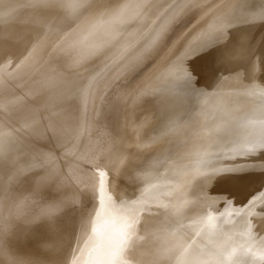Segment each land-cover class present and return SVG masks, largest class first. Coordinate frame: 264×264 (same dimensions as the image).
Listing matches in <instances>:
<instances>
[{"label":"rangeland","instance_id":"1","mask_svg":"<svg viewBox=\"0 0 264 264\" xmlns=\"http://www.w3.org/2000/svg\"><path fill=\"white\" fill-rule=\"evenodd\" d=\"M62 1H67V4L72 7L75 3V0ZM194 1L182 0L172 11L171 16L167 18L168 10L177 3V0H126V3L107 0V8L110 11H105L102 18L112 20L113 30L105 35L104 41L98 37L92 44L85 45L84 48L73 52L67 63L60 69L62 73H48L45 74L46 76L39 73L19 88L11 90L6 86L5 89L0 90V100L4 101L18 98L23 94H30V101L36 100L44 94L50 96L57 93H59L58 98L64 99L67 94L73 96V91L78 85L74 84L72 87L68 86L63 89L64 85L69 83L68 76L86 79L89 73L96 72L92 84L98 82L97 92L103 106L96 130L99 142L104 143L100 152L105 157V175H101V179L104 178L105 181L101 188L104 213L93 214L94 224L93 226L88 225L91 230L85 234L82 229L84 225H87L84 213L88 212L91 215L90 211L93 206L91 205L89 210L85 211L86 204L88 206L91 203L90 195L83 191L88 188V185L81 186L85 183L86 175L83 170L75 168L77 163L75 158L73 159L78 137L74 140V146L67 147L65 151H62L60 146L48 138L52 128L51 124L41 126L42 128L39 127L40 130L37 131L29 130L27 131L31 135L29 142L9 158V165L20 166L22 163L24 165L20 167L19 175L17 173V175L14 174L16 176H11L8 183H14V186L18 185V177L22 183L28 182L34 188L33 182H36L37 179L40 180V184L33 192L36 196L32 203L35 201L41 204L49 198H60L58 202L54 203L50 214H53L55 210H61L63 219L61 220L59 217L55 223L51 221L53 223L50 226H56V228L55 231L48 232L47 226L44 225L45 223L43 224V221L46 220L43 216L44 212L37 210V205L33 207L37 211L34 215L28 214L29 217H32L25 221L15 215V220L18 222L14 225L21 224V227L19 229L12 225L6 232V234L17 232L14 234L15 241L10 245L12 246L11 250L20 249L28 241L34 245L36 243L47 247L46 253L48 254L60 244L75 243L73 246L76 249L78 244L92 239L91 235H98L100 244L94 255L89 256L90 259L79 261L80 255H78L71 260L70 258L76 252L74 250V253L70 257L68 256L67 264H264V230L258 233L255 231L260 235H258L260 238L253 236L254 231L244 234L247 231L245 230L246 226L257 224L254 219L264 217V135L256 137L259 130H264V79L256 82V78H252L257 77L259 72H264V0H257L254 8L249 9L241 18L235 19L236 17H234L222 21L223 15L216 17L214 13L210 14L204 19L205 22L203 21L199 25L202 26L195 31L196 34L192 33L194 37L190 38L189 42L184 43L187 34L191 33L188 31L192 27L190 29L187 27L183 33L177 35L169 43V37L175 30L179 31L182 26H185L196 11L200 10L209 0ZM223 1L213 0L211 4L219 5ZM68 5H65V8H68ZM165 18H167L166 24L161 29L164 33L146 51L147 53L139 58L136 53L126 63L118 67L116 72H113L106 80V86L99 85L106 75L107 68L125 56L130 51V47L140 46L146 36L153 32L156 24L165 21ZM216 20L224 24L216 30H210ZM237 22L238 24H236ZM197 40L199 42L195 45ZM167 41L169 44H166L165 49L168 50V53L161 61L162 64L159 65V68L163 65L162 70L157 72V67L154 64L160 60L156 57ZM206 41H209V44ZM213 41L218 43L214 44ZM211 44L214 45L211 46ZM228 44L231 45L230 50ZM208 45L210 47H206ZM191 51L196 53L192 54ZM223 51L225 53H222ZM213 53L214 55H212ZM186 54L187 56H185ZM215 54L219 55L220 59L216 60L215 58L218 56ZM189 55L193 56L190 58ZM198 57L203 58L205 62L203 60L202 62ZM205 57L209 59V63L206 62L207 58L205 59ZM196 59L199 61L197 62ZM11 60L10 65L3 63L4 68L9 69L16 66L22 69L28 66L26 61L20 63L17 59L11 58ZM220 60L228 66L230 65V68L227 65H222L223 62ZM209 67L213 69H209ZM167 68L169 70H166ZM147 70L149 72L143 75ZM186 70L187 72H185ZM203 70L204 72H202ZM165 71L174 73V75L163 78L159 82L163 86L161 92L163 95L160 93L159 98L162 96L163 98L155 104L152 102L155 95L148 94L139 97L138 100L135 98V103L138 101L137 103L140 104L139 108L130 111L134 94L139 91L138 89L146 80L145 78L156 72L166 73ZM233 71L238 75H235L236 73ZM201 72L202 74H200ZM238 72L242 74L240 75ZM189 73L194 77V83L199 82L196 83L197 86L203 82L208 83L207 92H205L206 88L203 89L204 87L200 92L199 89L203 85H200V88L195 87L196 89L189 86L192 83L186 85L189 79L185 76H189ZM142 75L143 77H141ZM207 75H210V78ZM175 77L177 78L175 79ZM181 77H184V80ZM66 78L67 81L62 82ZM236 79L240 80L239 91L230 92ZM250 80L252 81L250 82ZM81 85L84 86V83ZM132 85L134 86L130 89ZM85 89L83 94H79L76 99L83 101L86 106L93 90H91V84ZM181 89L185 92L183 91L179 95L177 90ZM117 93L119 94L117 95ZM173 93L176 95L173 96ZM177 96L182 99L178 97L179 101L166 105L168 99H177ZM220 98L226 100V103L230 99L235 101V105L233 101L229 102L233 103L231 105L234 108L237 103L238 110L236 108L234 111L230 104L226 106ZM238 101L245 104L238 105ZM111 102L114 103L110 106ZM164 105L167 107L165 108ZM241 105L242 107H240ZM85 106L77 120L84 116ZM125 106L127 107L125 108ZM214 112L215 114H213ZM122 113L128 114L123 115ZM36 116L38 124L45 118L41 114ZM103 117L105 120L102 119ZM173 120L175 128L170 131L166 126ZM1 123L0 131H3L4 134L7 124L1 125ZM35 123L28 122L21 125V128L19 126L14 129V132L21 131L23 134ZM77 124H79L78 121ZM101 130L102 132H100ZM8 134L9 131L4 138H1L3 135L0 132V141L2 140L0 143L6 140ZM132 134L133 142L122 146L123 141L129 140ZM103 135L105 136L102 137ZM47 143L52 146H46ZM9 146L0 147L1 153L6 154L12 151L10 143ZM43 146L48 147L46 149L51 152V155H54L53 158L40 152ZM132 147L135 149L133 150ZM40 155L47 158L45 164L30 163L32 158H37ZM80 160L78 159V161ZM60 170H63L58 185L61 190L56 191L55 194H49L48 185L55 182ZM44 171L47 173L45 174ZM44 174L45 176H43ZM24 176L26 178H23ZM205 176L214 177L203 190L204 192H194L192 190L194 184ZM7 185V178L1 176L0 195L4 194L2 195L3 200L8 198L11 191L10 186ZM212 186H214L213 191ZM16 188L15 193L22 191L21 186H16ZM218 191L221 193L219 194ZM60 192H64V195L62 196ZM177 196H179V200ZM219 198L220 202H216ZM237 203L238 205L245 203L247 206L241 207L239 210L231 208ZM116 204H119L118 206H121L122 209H119ZM24 207L25 205H23ZM228 207L230 208L228 209ZM25 215L24 217L28 218ZM55 215L58 213L53 216L48 215L47 220L54 219ZM214 217L217 219H213ZM21 220L22 223H20ZM234 221L236 225L239 223L240 225L237 227ZM262 228L264 227L262 226ZM26 233L27 235L33 233V235L26 240ZM217 235H235L229 249L219 250L217 248L211 252L207 248L219 239L216 238ZM240 240L254 242L255 245L252 250L242 251L239 249L240 247H234ZM190 242H194L196 245V249L193 248L192 252L187 251ZM28 243L27 245H29ZM177 244L183 245L174 247ZM46 253L44 254L46 255ZM24 254H20L18 257L22 256L26 259V253ZM42 258L43 264H47L46 257ZM194 259L198 261L193 262ZM5 264H13L12 258L9 257Z\"/></svg>","mask_w":264,"mask_h":264},{"label":"bare ground","instance_id":"2","mask_svg":"<svg viewBox=\"0 0 264 264\" xmlns=\"http://www.w3.org/2000/svg\"><path fill=\"white\" fill-rule=\"evenodd\" d=\"M106 1L107 0H85V2H83V0H75V3L73 4L74 6L72 7V6L67 4V1L64 2L62 0H56V2H50L46 5H45V3H42L41 0H0V65L2 64V66H0V90L5 89L6 86L9 89L11 88V90L14 88L15 89L19 88L20 86H22L27 81L31 80L34 76H36L39 73L44 75V76H46L48 73H62L60 71V69L67 63L68 58L71 56V54L73 52L77 51L80 48H84L85 45L88 46L89 44H92L98 37L100 38L101 41H104L105 39H103V38H105V35L108 32L113 30L112 29V20H110V18H102V17H104L105 11H110L107 8ZM117 1L118 2H125L126 0H121V1L117 0ZM133 1H135V0H133ZM181 1L182 0H177V3L173 6H171V8L168 10L167 18L169 16H171L172 11L176 8V6ZM212 1L213 0L207 1L200 8V10L196 11L195 15L192 16V18L187 22V24L185 26L181 27V29L179 31L176 29L175 32L169 37V40H168L169 43H170V41L175 39V37L177 35H179L180 33H183L187 27H188V29H190L192 27L188 31L191 33L187 34V36L185 37L186 41L184 43L189 42L190 38L194 37V35L192 33L196 34L195 31L199 30L200 27L202 26V25L201 26H199V25L203 21L205 22L204 19H206V17L210 14L214 13L216 17L218 15L219 16L223 15L222 18H224V19H222V21H225V20H228V19L234 18V17H236L235 19L241 18V16L243 14H245L249 9L254 8L253 6L257 0H226V1L224 0L225 2L223 1V3H221L219 5L211 4ZM82 3H85V4H82ZM65 5H68V8H65ZM167 18H165V21L159 22L158 25L156 24L155 28L153 29V32H150L146 36V39L144 40V42L140 46H137L135 48L130 47L129 48L130 51L128 50L129 52H127L125 54V56H123L122 58H119L113 64V66H109L106 70V75L100 81L99 85L104 84V86H106L105 85L106 80L113 74V72H116L118 67H120L121 65L126 63L128 61V59L131 58L136 53H138L137 58L144 56L147 53L146 51L149 50L150 47H152V45L154 43H156L158 37L162 33H164L161 29H162L163 25L166 24ZM196 19H197V21L194 22L195 23L194 24L193 21ZM222 24H224V23H219L218 20H216L214 22V24L212 25V27L210 28V30H214V29L216 30V28L220 27V25H222ZM236 24H238V22ZM166 28H167V26L165 27V29ZM168 41L161 48L159 54H157L156 58L158 60H160V62H158L157 64H154V66L157 67L156 68L157 72L162 70V68H163L162 67L163 65L160 68H159V65L162 64L161 61L165 58L164 56L167 55L166 53H168V50L165 49ZM197 42H199V41L197 40L195 42V45ZM208 42L206 41V43H208ZM213 42H214V44L218 43L216 41H213ZM222 43H223V41H222ZM214 44H211V46ZM228 46H226V47H228L230 50L231 45L228 44ZM206 47H210V45H208ZM219 47H220L219 49H221V46H219ZM214 48L217 49V47H214ZM164 49H165V54H164ZM226 49H225V51H227ZM36 51H38V52L36 53ZM215 51H213V52L216 53ZM188 52H189V50H188ZM217 52L221 53L219 51H217ZM184 53H186V52H184ZM191 53H192V51H191ZM191 53H189V54H191ZM195 53H192V54H195ZM214 53L212 55H214ZM222 53H225V52L223 51ZM26 54H29V55H26ZM210 55H211V53H210ZM223 55H221V56L223 57ZM185 56H187V54ZM192 56L193 55H191L190 58ZM216 56H218V57H216ZM216 56H214V57H216L215 59L217 60V58H219V55H216ZM50 57H52V58L50 61H48V59ZM201 57L200 58L198 57V58L201 61L203 60L205 62V60ZM11 58L19 60L20 63H23L26 61L28 66L25 68H22V69H19L16 66L13 68H9V69L4 68V64L6 65L8 63V65H10L9 63H11V61H12ZM187 58H189V57H187ZM206 58L207 57H205V59ZM206 60H207L206 62L209 63L208 62L209 59L207 58ZM198 61L199 60H197V62ZM221 62H223V61H221ZM198 64L200 65V62ZM204 64H206V63H204ZM221 64L222 65L224 64V66L227 65V67L230 68V65L228 66V64H225L224 62ZM193 65H195V64H193ZM234 65H236V64H234ZM154 66H152V67H154ZM233 66H231L232 69H233ZM210 67H212V66H210ZM210 67H209V69H213ZM54 69H55V71H54ZM219 69H221L220 66H219ZM244 69H245V67H244ZM166 70H169V69L167 68ZM206 70H205V72H206ZM251 70H249V71H251ZM148 72L149 71L147 70V72H144L143 75L145 73H148ZM157 72L153 73L151 76L146 77L145 78L146 80H144L142 82L141 86L138 89L139 91H137L136 94H134L133 105L131 106L130 111L133 109L136 110L139 108L138 105H140V104L137 103L138 101H136V103H135V98H137V100H138L139 97H143V96H146L148 94L149 95H155L153 97V101H152L154 104L156 102H158L159 99L163 98V96L161 98H159L160 95L162 94L161 92L163 90V88H162L163 86H161V84L159 82L163 78L173 76L174 73H167V71H165L166 73H157ZM182 72H184V71H182ZM185 72H187V70ZM188 72H190V71H188ZM202 72H204V70ZM202 72L200 74H202ZM233 72H235V71H233ZM231 73H229V74H231ZM235 73H234L235 75H238L237 72H235ZM95 74H96V72L89 73L87 75L88 78H86V79H83L82 77L70 78L68 76L69 83L65 84L64 85L65 87L63 89L67 88L68 86L72 87L74 84H78V85H76L75 90L73 91V96L71 94H67V96L64 99L58 98L59 93H57V94H53L50 96H48L47 94H44V96L36 98V100L32 99V101L29 100L30 94H26V95L23 94V95L18 96V98H16V97L11 98V100H8V101H4L3 99L0 100V123L3 122L5 124H7L5 126L9 131V134L6 137V140H4L2 143H0V147L3 146L2 148H6V146L8 147L9 143H10L11 149H12V151H9V153H6V154H2L1 150H0V178H1V176H5L7 178V184H8L7 186H10V188H11V191L9 193V196H7L8 197L7 199L3 200L2 195H4V194L0 195V264L1 263L5 264L6 261L9 259V257L12 258L13 264H43L44 260L42 257H44V256L46 257V263L48 261L47 264H67V261H68L69 257L74 253V250L76 252L70 259L72 260V259H74L75 256L77 257L78 255H80V257L78 258L79 261L85 260V259H87V260L90 259L89 256L94 255V252L97 251V247L100 244V240L98 238V235H91L92 239H88V240L84 241V243L78 244L76 247V249H78V250H76L73 246L75 243L74 244H72V243L60 244L58 246H55L56 248H53V250L47 254L46 253L47 247L42 246L41 244H36V243H35V245L31 244L30 241H29L30 243H28V241H26V244L21 246L20 249L17 248L16 251L15 250L13 251V250H11L12 246H10V245L13 241H15L14 240V238H15L14 234H16L17 232H13L12 234H6V232L10 229V227L12 225H14V223L16 224L18 222V221L16 222V220H15V215L21 217L25 221V220L32 217V216L29 217L30 215H28V214L32 213L34 215V213L37 210L40 211L42 209V211L44 212V215H43L44 219H46L43 221V224H44V222L46 223L49 221V220H47L49 218L48 215L53 216V214L58 213V215L54 216V223L59 219V217L61 218V220L63 219V217H62L63 215L61 213V210H55L53 214H50L51 213L50 210L54 206V203L58 202L60 198L59 199L55 198V197L53 199L49 198L48 200H46V202L41 203V204H38L35 201L32 203L33 198L36 196L35 193H33V192L35 189H37L36 186H38L40 184V180L37 179L36 182H33L35 185L33 188L32 184L29 185L28 182L22 183L21 179H18V177H17V180H19V181H18V185H16V186H21L20 189L22 190L19 193H18V191L16 193L14 192L15 190H17L16 186H14V183L13 184L8 183L10 181V180H8L9 178L16 176L17 173L19 175V173H20L19 171H21L19 169L21 166L24 165L23 163L20 166H16V165H12V164L9 165L8 164L9 158L14 153L19 152L18 150L20 148H22L25 143L29 142L31 135H29V133L27 131H29V130H36V131L40 130V128H42L41 126L44 127L46 124H51V126H52L48 138L50 140H52L53 142H55L54 144H57L58 146H60L62 151H65V148H67V147H70L72 145L74 146V144H73L74 140L76 139V137H78V142L76 144V147L74 149L73 154L75 152L76 153L74 154L73 159L75 158V161L77 163L75 168L77 170L78 169L83 170L84 175H86L85 183H83L81 186L88 185V188L84 189L83 191L90 195L91 203H89L88 206L86 204L85 211H88L91 205L93 206L91 211H90V212H92L91 215L88 214V212L84 213V216H86L85 217V220H86L85 224H87V225H84L85 227L83 226L82 229H83L85 234H87L88 231L91 230L90 228H88V225L93 226V224H94V219L92 217L93 214L100 215V214L104 213L103 202H102L103 201V199H102L103 192H101V188H102L105 181H104V178L101 179L102 178L101 175H105V169H104L105 168V157L100 153L102 150V145L104 143L99 142V139H98L99 136H98L97 130H96V127L99 125V114L103 110V106L99 101V93L97 92V88H99V87H97L98 82H95L92 84V81L95 80V78H94ZM120 74H122V73H120ZM143 75L141 77H143ZM161 75H164V76L162 77ZM179 76H180V73H179ZM185 77L187 78L188 76H185ZM208 77L210 78V75ZM118 78H120V77H118ZM176 78L177 77H175V79ZM181 78H183V80H184V77H181ZM211 78H212V76H211ZM252 78H256V82L259 80H262V79H264V72H259L257 77H252ZM114 79L117 80V78H114ZM178 80L180 81V79H178ZM66 81H67V78L65 80H63L62 82H66ZM102 81H103V83H102ZM186 81H187V79H186ZM194 81L193 82H187L188 84H186V85L188 86L189 83L190 84L192 83V85H189V86H191V88H192V86L194 88L195 87L200 88L203 85L201 87V89H199L200 92H201L203 87H204L203 89L206 88L205 92H207L208 83L205 84L202 81L203 84H199L197 86V84L199 82L194 83ZM251 81L252 80H250V82ZM89 82L91 84V90H93V92L90 96V99H89L87 105L85 106L84 102L76 99V97H78L79 94H81L82 92H84L86 90L85 87L86 88L89 87V85H90ZM206 82H207V80H206ZM81 83L82 84L84 83V86H82ZM193 83H194V85H193ZM204 84L206 85V87ZM239 84H240V80L236 79V83L234 86H232L230 88V92H238L239 91V89H238ZM85 85H87V86H85ZM134 85H132L130 87V89L133 88ZM183 89H185V88H183ZM177 91L179 92V95H180V93H183L184 90L182 91V89H181V90H177ZM208 91H209V89H208ZM178 92L176 94H178ZM120 93H121V89H120ZM118 94L119 93H117V95ZM166 94H168V93H166ZM176 94L173 93V96ZM182 96H183V94H182ZM178 97L179 96H177V99H175V98H170V100L168 99V102L166 105L168 106L169 103L177 102L180 99H182V97L181 98L179 97L180 99H178ZM220 99H221V101L223 100V102L226 101L222 98H220ZM16 100H17V103H16ZM230 100H228L227 103L225 102L226 106L230 104V106L233 108V110L236 109L237 103H236V106L234 108L231 104H233L235 101L231 100V101H233V103H230L231 102ZM238 103H239L238 105L245 104L242 102L240 103L239 101H238ZM166 105H164L165 108L167 107ZM234 105H235V103H234ZM84 106H85L86 112L84 113V116L80 117L77 120L78 115L84 109ZM126 107L127 106H125V108ZM240 107H242V105ZM38 109H39V111H37ZM228 109H230V107ZM237 110H238V108H237ZM39 114H41L42 117L45 116V118H43V120H40L41 123L39 122V124H38V117L36 115H39ZM122 114L126 115L128 113H122ZM213 114H215V112ZM102 119L105 120L104 117ZM77 121L79 124H77ZM28 122H30V123L36 122V123L33 125V127L24 131L23 134L21 131H19L18 133L14 132L15 131L14 129H16L19 126L21 128V125L27 124ZM3 123H1V125ZM79 125H81V127H79ZM255 125H257V124H255ZM9 126H12V127H9ZM166 128L168 130L172 131L175 128L174 120L171 121V123L167 124ZM7 129L5 130L4 134H3V131H0L3 135L1 138L5 137L6 133L8 132ZM100 132H102V130ZM257 135H258V136H256L257 138L261 137V135H264V130H259ZM104 136L105 135H103L102 137H104ZM129 138H128L129 140H127L126 142L123 141L122 146L126 145V144H131V142H133V134ZM46 146H52V144L47 143ZM46 146L41 147L40 152L46 156L48 155L49 158H53L54 155H51L50 154L51 152L47 151L46 148H48V147H46ZM58 146H55V147H58ZM119 146H121V145H119ZM132 149L134 150L135 148L132 147ZM232 153L238 154L237 152H232ZM232 153H230V154H232ZM239 155H241V154H239ZM226 156H229V155H226ZM220 158L223 159V157H220ZM78 159H81V160L78 161ZM214 162H215V160H214ZM221 162H224V161H221ZM230 162H232V161H230ZM93 168H95L96 170H94ZM85 169H86V171H85ZM224 169L226 170L225 167H224ZM58 172H59L58 173L59 175H58V178L55 179V182L48 185L49 190H50L49 194H55L61 190V187L59 188L58 185H59V180L62 177L63 170L62 171L60 170ZM60 172H61V174H60ZM44 173L46 174L47 172L44 171ZM14 174H16V175H14ZM45 174L43 176H45ZM54 175H55V173H54ZM227 176H228V173H227ZM213 177L214 176H205L202 179L198 180V182L194 184V188H192V190L194 192H196V191L202 192L203 190H205V188L210 183V181L213 179ZM23 178H26V177L24 176ZM51 178H53V177H51ZM116 182H118V181H116ZM212 182L215 183L214 181H212ZM114 185H115V183H114ZM166 186H168V185H166ZM213 187L214 186H212V191H213ZM67 189H65V190H67ZM154 190H153V192H154ZM68 191H69V189H68ZM139 191H140V189H139ZM115 192H117V191L115 190ZM216 192H217V190H216ZM146 193H144V194H146ZM149 193H151V192H149ZM220 193L221 192H219V194ZM60 194L63 196L64 192H60ZM112 194H113V192H112ZM172 194H173V191H172ZM182 195H183V193H182ZM190 195H191V193H190ZM203 195H205V194H203ZM214 195H215V191H214ZM224 195H225V193H224ZM194 196H196V195H194ZM216 196H218L217 193H216ZM177 197L179 200V196H177ZM223 199H224V197H223ZM189 200L191 202V199H189ZM212 200H214V199H212ZM218 201L220 202V198L216 202H218ZM224 201H225V199H224ZM221 203H222V201H221ZM238 203L236 205H234V207L232 206L231 208L239 210V208L247 206V204H245V203H241L239 205H238ZM165 204H167V203H165ZM173 204H175V203H173ZM177 204H178V202H177ZM205 204H207V203H205ZM219 204H217V205H219ZM19 205H21V206H19ZM23 205H25L24 208H23ZM35 205L38 206L37 210H35V208H33ZM116 205H117V207H119V209L121 208V206H118L119 204H116ZM20 207H22V208L20 209ZM229 208L230 207H228V209ZM63 209H65V208H63ZM170 210H173V209H170ZM216 211H218V210H216ZM124 213H125V211H124ZM205 213L207 214V212H205ZM243 213H245V212H243ZM24 215L28 216V218H25ZM217 215H219V214H217ZM153 216H155V215H153ZM208 216H210L209 213H208ZM157 217H159V216H157ZM223 217H220V218L223 219ZM209 218H211V217H209ZM217 218H218V216H217ZM217 218L214 217L213 219H217ZM231 221H233V220H231ZM254 221L257 223V224H254V226H249V227L244 226L245 230H247L244 234H248L249 232L252 233V231H254L253 236L259 237L260 235L257 233L261 230L262 231L264 230V228H262V226L264 227V217H260V218L257 217V219H254ZM254 221H253V223H254ZM238 222H240V221H238ZM20 223H22V220ZM203 223H205V222H203ZM235 223L236 222L234 221V224ZM231 224H233V222ZM248 224H250V223H248ZM239 225H240V223L236 226L238 227ZM241 226H242V224H241ZM20 227H21V224H17L15 226V228H19V229H20ZM235 228H233V229L236 230ZM51 234H53V233H51ZM25 235H26V240H27L28 238H30L31 235H33V233H31V234L28 233V235L26 233ZM234 237H235V235H229V236L228 235H217L216 238H219V239L217 241L215 240L211 246H207V245L206 246L208 249L211 250V252L215 251L217 248L219 250H225L227 248L229 249L231 242H233ZM256 240H258V239H256ZM95 242H96V244H95ZM194 242H190V247L187 246V247H189V249L187 250L188 252H192L193 248L196 249V247H195L196 245ZM27 243L29 245H27ZM182 245L177 244V246H174V247H180ZM254 245H255L254 242H250V241L247 242L246 240L245 241L240 240V242H238V244H235L234 247L238 246V247H240L239 249H242V251H245V250L248 251V250H252ZM24 253H26V259L22 258V256L18 257L20 254L25 255ZM44 253H46V255ZM197 261H198L197 259L193 260V262H197Z\"/></svg>","mask_w":264,"mask_h":264},{"label":"water","instance_id":"3","mask_svg":"<svg viewBox=\"0 0 264 264\" xmlns=\"http://www.w3.org/2000/svg\"><path fill=\"white\" fill-rule=\"evenodd\" d=\"M195 1H196V0H195ZM195 1H194V2H195ZM191 2H192V1H191ZM112 103H113V102L110 103V106L112 105ZM42 159H44V160H42ZM46 160H47V158H46L45 156L40 155V156L37 157V158H32L30 163H31V164H35V165H39V164L42 165V164H45V163L47 162ZM41 210H42V209H41ZM51 221H54V219L49 220V221H48L49 223H48V222H46V223L44 222L45 225L47 226V231H48V232L51 231V230H52V231H55V228H56V226H53V227L50 226V225H52V223H53V222H51Z\"/></svg>","mask_w":264,"mask_h":264},{"label":"snow or ice","instance_id":"4","mask_svg":"<svg viewBox=\"0 0 264 264\" xmlns=\"http://www.w3.org/2000/svg\"><path fill=\"white\" fill-rule=\"evenodd\" d=\"M41 2L42 3H49V2H55V0H41ZM188 79H189V82L194 80V77L192 76L191 73H189ZM94 231H95V229H94Z\"/></svg>","mask_w":264,"mask_h":264}]
</instances>
